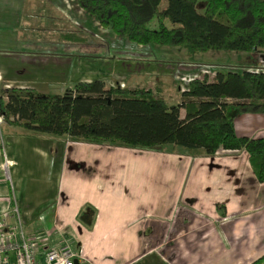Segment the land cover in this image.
<instances>
[{
	"label": "crops",
	"instance_id": "obj_1",
	"mask_svg": "<svg viewBox=\"0 0 264 264\" xmlns=\"http://www.w3.org/2000/svg\"><path fill=\"white\" fill-rule=\"evenodd\" d=\"M36 1L42 4L0 0V27L6 29L0 33V88L46 93L99 79L171 98L165 81L173 83L180 67L157 61L150 50L122 47L120 54L95 56L75 51L66 27L81 21L73 0H47L57 17L58 45L27 48L15 29ZM205 53L225 59L222 52ZM258 58L264 62V54ZM205 66L189 79L212 77L220 65L212 71ZM185 88L177 84L178 93ZM4 127L0 213L14 223L15 206L21 229L42 236L39 249L66 243L79 255L76 264H248L264 253V182L255 179L244 151H181L179 157L161 146H105ZM233 129L237 136L263 137L264 114L243 111ZM139 151L150 155L149 165L160 174L138 163ZM158 153L163 160H154Z\"/></svg>",
	"mask_w": 264,
	"mask_h": 264
},
{
	"label": "trees",
	"instance_id": "obj_2",
	"mask_svg": "<svg viewBox=\"0 0 264 264\" xmlns=\"http://www.w3.org/2000/svg\"><path fill=\"white\" fill-rule=\"evenodd\" d=\"M73 1L101 28L136 45L264 52V0H165L163 7L161 0ZM244 103L248 112L264 114L263 68L217 69L211 80L191 78L173 105L148 89L107 86L99 79L76 82L61 94L0 88L3 124L105 146L173 144L206 156L244 151L255 179L264 182V136H237L233 129ZM248 264H264V253Z\"/></svg>",
	"mask_w": 264,
	"mask_h": 264
},
{
	"label": "rangeland",
	"instance_id": "obj_3",
	"mask_svg": "<svg viewBox=\"0 0 264 264\" xmlns=\"http://www.w3.org/2000/svg\"><path fill=\"white\" fill-rule=\"evenodd\" d=\"M199 2H201V0H199ZM164 4L165 0H161L160 7H163ZM33 6L35 7L34 10L27 8V10L24 11L25 15L21 20V26L15 29L18 38L26 40L27 48H38L43 47L45 45L47 48L52 47V45L54 47L57 46L58 44L55 43L57 35L54 32L56 30L55 28L57 27V21L55 20L57 17L55 15V12L48 5L47 0H42V4L39 3V1H36ZM197 10L199 12L202 11L201 4L198 5ZM28 12L30 15L28 14ZM78 14L80 16L81 21L74 20L73 24L68 23L66 26L68 27V31H72L73 35L71 34L70 38L72 36L74 38L73 45L76 49L75 51L82 50V52H86L92 56H95L96 54L99 55V53H109L110 55H113L114 53L120 54V52L122 51V47H126L124 48L126 51H129L128 48H142L145 50H150L153 57L157 61L174 62L175 65L179 66V69L173 71V83H169L168 78L167 81H165V84H167V97L171 98H165L164 96L163 98L164 101L170 105L176 104L179 98L177 84L180 88L181 85L185 86L187 80L192 77V75H196L193 73L200 72L203 65H206L204 68H206L208 71L214 70L215 65H220L217 66L220 70L233 72H241L245 69H261L259 67H264V62H262L261 59L258 58L260 53L255 51L244 53L235 52L236 54L233 55V57L232 55H230L229 52H222L223 56H225V59L219 61L215 57H213L215 53H211L212 55H206L205 52L190 53L182 48L178 49L172 47H163L154 44L136 45L122 37L114 35L107 28H101L89 15L85 14L80 9L78 11ZM165 23L166 25H169L168 21H166ZM151 26H153V24H151ZM4 30L6 29L0 27V33L2 31L4 32ZM261 54H264V52H261ZM192 63H195V65H197L196 69L195 67L191 68ZM205 77L208 80H211L213 78V76L211 77L209 73L206 74ZM181 78L184 79L182 80ZM129 80V77L124 78V82L127 85H129ZM49 91L50 92H46L43 94H61L63 92V88H54L50 89ZM168 94H170V96ZM246 109L247 104L244 103L243 111H247ZM181 112L182 111L180 109V117ZM4 129L5 127L0 117V130L3 136ZM164 150L172 151V153H175V155H178L179 157L181 156V151H192V149L183 148L181 146L173 144L161 145V152H163ZM139 153L141 155L136 159L139 164H143V167H147L150 173H153L154 171L158 172V174L161 173L162 170L160 168H158L157 170L155 166L149 165V162L153 159L150 158V155H147L146 151H139ZM157 159L158 161L163 160L161 159V154L158 153V156H156V159L154 160ZM140 166L142 167V165ZM142 170L146 171L145 168H143ZM139 171L141 170L139 169ZM22 231L25 237L32 238V234H27L29 233L27 228L22 227ZM49 241L50 243H54L56 241V237H51Z\"/></svg>",
	"mask_w": 264,
	"mask_h": 264
},
{
	"label": "built area",
	"instance_id": "obj_4",
	"mask_svg": "<svg viewBox=\"0 0 264 264\" xmlns=\"http://www.w3.org/2000/svg\"><path fill=\"white\" fill-rule=\"evenodd\" d=\"M11 216L14 223L0 213V264H73L79 260V255L66 243L39 249L42 236L35 233L32 238L25 237L15 206Z\"/></svg>",
	"mask_w": 264,
	"mask_h": 264
},
{
	"label": "water",
	"instance_id": "obj_5",
	"mask_svg": "<svg viewBox=\"0 0 264 264\" xmlns=\"http://www.w3.org/2000/svg\"><path fill=\"white\" fill-rule=\"evenodd\" d=\"M76 261H77V260H74V261H73V264H76Z\"/></svg>",
	"mask_w": 264,
	"mask_h": 264
}]
</instances>
